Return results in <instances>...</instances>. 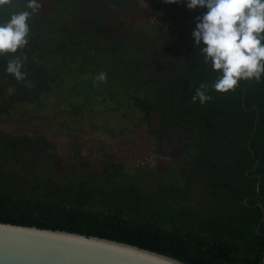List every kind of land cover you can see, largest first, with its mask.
Wrapping results in <instances>:
<instances>
[{
	"label": "trees",
	"instance_id": "obj_1",
	"mask_svg": "<svg viewBox=\"0 0 264 264\" xmlns=\"http://www.w3.org/2000/svg\"><path fill=\"white\" fill-rule=\"evenodd\" d=\"M25 3L0 9V22ZM40 3L28 45L14 54L26 57L23 82L6 72L12 55L0 56V117L18 106L41 110L43 97L68 89L75 119L95 131V108L123 114L152 137L164 167L130 164L103 145L90 160L74 132L67 152L37 132L0 129V223L111 240L185 264H264V75L213 90L219 73L191 35L207 9L189 10L186 0ZM101 72L106 81H95ZM201 83L212 97L204 105L192 102Z\"/></svg>",
	"mask_w": 264,
	"mask_h": 264
},
{
	"label": "clouds",
	"instance_id": "obj_2",
	"mask_svg": "<svg viewBox=\"0 0 264 264\" xmlns=\"http://www.w3.org/2000/svg\"><path fill=\"white\" fill-rule=\"evenodd\" d=\"M182 0H165L178 4ZM13 0H0V9L13 7ZM40 0H26L22 10L12 12L0 22V56L12 55L6 72L23 82L22 71L26 57L15 56L29 43L28 21L41 9ZM186 7L195 11L207 9L194 18L195 28L191 35L194 45L205 64L219 73L212 85L218 93L235 91L241 81L259 83L264 75V0H186ZM201 43L205 45L200 47ZM107 74L101 72L94 79L105 82ZM29 82L26 87H32ZM209 88L201 83L192 96L201 105L210 101Z\"/></svg>",
	"mask_w": 264,
	"mask_h": 264
},
{
	"label": "rangeland",
	"instance_id": "obj_3",
	"mask_svg": "<svg viewBox=\"0 0 264 264\" xmlns=\"http://www.w3.org/2000/svg\"><path fill=\"white\" fill-rule=\"evenodd\" d=\"M141 23L142 19L134 20ZM71 91L65 89L59 96L43 97L42 109L30 107H15V111L0 117V129L6 132H33L44 135L58 143V149H67L70 152L74 147L72 132L81 143V154L90 160H97L101 149L130 164H147L153 168H163L162 158L155 156L156 145L143 127L135 128L123 118V114L103 116V108H95L98 121V130H90L87 121L80 122L71 114ZM112 105L106 104L110 108ZM101 126L106 127L100 131ZM111 132V133H110ZM114 135V136H112ZM113 138H110V137ZM59 150V152H60Z\"/></svg>",
	"mask_w": 264,
	"mask_h": 264
},
{
	"label": "water",
	"instance_id": "obj_4",
	"mask_svg": "<svg viewBox=\"0 0 264 264\" xmlns=\"http://www.w3.org/2000/svg\"><path fill=\"white\" fill-rule=\"evenodd\" d=\"M0 264H185L135 246L0 223Z\"/></svg>",
	"mask_w": 264,
	"mask_h": 264
}]
</instances>
